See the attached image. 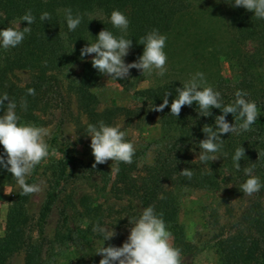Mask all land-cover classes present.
<instances>
[{
	"label": "trees",
	"instance_id": "16d2710c",
	"mask_svg": "<svg viewBox=\"0 0 264 264\" xmlns=\"http://www.w3.org/2000/svg\"><path fill=\"white\" fill-rule=\"evenodd\" d=\"M233 4L234 0H0V30L18 23L21 28L28 27L27 22L20 21V18L29 9L36 17L31 25V34H26L20 45L8 50L0 47V58L6 67L0 70L2 75L10 70L29 71L38 75L34 82L23 88L13 86L6 91L0 86V96L7 93L16 102V113L21 122L39 123L37 111L41 96L45 93L44 83L50 79L59 83L60 76L78 64H82L81 73L70 81L69 89L76 99V107L86 115L88 124H98L102 120L110 126H117V121L122 117L134 118L139 110L119 106L100 109L101 104L93 89L103 74L92 67L91 60L95 54H91L90 58L89 55L83 58L80 55V50L95 42L101 30L108 29L116 36L122 34L110 22L113 10H120L130 21L124 35L133 42L129 51L131 63L143 53L144 46L138 43L140 38L152 29H158L167 36L164 49L167 55H174L180 48L183 53L191 52L190 59H195L203 71L212 67L208 85L221 93L224 104L235 100L237 90L247 92L245 98L256 103L260 116L251 130L240 134H222L223 147L215 154L219 158L202 163L194 157L195 153L201 151L200 141L206 138L202 128L208 124L215 130V116L222 114L220 109L212 108L209 117L200 116L194 102L191 107L184 106L176 118L170 114V104L177 96L176 88H182L183 83L171 80L156 87L137 90L132 87L129 78L117 80L122 87L133 92L144 107L151 109L163 103L166 91L171 93L168 97L169 107L158 112L159 125L165 135L154 164L146 167L144 175L139 174L140 154L137 151L133 163H114L117 189L113 191L124 190V193L138 197L143 209L152 206L158 215L163 213L167 230L172 233L171 243L182 249L183 264H186L185 258L194 256L195 250L180 219V191H216L221 187L224 177L235 182L238 178L242 184L248 178L243 169L251 167L252 163H255L252 175L258 176L264 183V20L255 18L254 13L243 7H233ZM67 8L72 9L74 16H82L81 24L74 31L67 28L64 11ZM45 11L52 18L42 22L40 15ZM223 64L230 75H223ZM137 71L130 69V73L135 72L134 77L138 78ZM28 88L35 89V96L27 94ZM25 99L26 109L21 107ZM4 103L7 105L8 101ZM4 110L0 109V114ZM226 120L230 124L235 123L232 114H228ZM88 124L85 125L86 131ZM239 146L245 149V158L239 161L241 169L237 171L232 157ZM59 152L64 154L65 159L55 166V185L40 210L37 222L40 235L43 234L50 210L69 178L71 153L63 149ZM0 155H4L2 145ZM185 168L194 172L191 180L180 174ZM27 182L33 184L32 180ZM1 183L16 184L12 174L3 167H0ZM20 191L19 188L9 208L5 235L0 237V264H7L24 249L25 264H40L41 246L28 244L25 239V228L29 222L27 209L32 195L21 196ZM262 197L264 188L259 191V198ZM89 198L86 195L81 199L87 219L100 211L99 207L89 202ZM243 222L258 236L253 232L250 238L243 233L226 237L221 235L217 246L222 261L224 264H264V203L261 199L248 210ZM88 247L91 264H99L101 258L93 246Z\"/></svg>",
	"mask_w": 264,
	"mask_h": 264
},
{
	"label": "rangeland",
	"instance_id": "374dc122",
	"mask_svg": "<svg viewBox=\"0 0 264 264\" xmlns=\"http://www.w3.org/2000/svg\"><path fill=\"white\" fill-rule=\"evenodd\" d=\"M190 55L191 52L183 53L179 48L174 55H167L168 70L163 77L155 73L151 76L141 75L138 70L137 75L140 78L134 77L133 72L128 77L129 81L133 88L144 90L171 80L186 83L195 73L202 72L208 84L212 74L209 70L212 67L203 71L204 69L197 66L195 59H190ZM90 57L91 55L88 56ZM124 59L126 63H131L129 54ZM5 68L0 58V70ZM221 68L224 76L230 75L225 64ZM81 70L82 64H78L70 72L60 76L59 83L51 79L44 83L45 93L41 96L37 111V125L49 130L50 135L45 139L50 145V151L55 149L27 177V181L32 180L33 184L40 185L42 189L31 197L27 209L29 222L25 228L26 242L41 246L40 264H91L88 245L93 246L95 253L103 243L105 247L122 246L130 234L129 218H138L143 209L138 197L124 193V190L113 191L117 189L116 166L111 160L97 165L96 168L92 167L95 159L90 147L91 137L85 130L88 119L76 107V99L69 89L70 81L75 80ZM37 76L29 71L10 70L4 75L0 73V86L6 91L13 86L23 88L34 82ZM93 91L102 110L117 106L139 110L134 118L119 119L117 125L126 132V137L140 154L138 173L144 175L146 167L154 164L161 147L160 142L165 135L159 125L158 112L144 107L133 92L107 75L101 76ZM1 93L0 90V95ZM62 149L71 153L69 178L50 210L43 234L40 235L37 230L40 210L55 185V166L65 159L64 154L59 152ZM198 156L199 152L194 154L195 159ZM221 184L216 191L183 189L179 193L180 219L195 250L194 256L184 259L186 264H224L217 246L221 235L226 237L243 233L250 238L253 232L258 236L256 231L249 230L243 219L259 199L264 203V198H259V192L251 196L244 195L239 190L241 183L238 178L235 182L224 177ZM18 190L17 183L0 184V237L5 235L9 208ZM86 195L90 197L89 202L100 210L91 219L85 217V208L81 201ZM96 225L113 230L116 235L104 241L102 233L93 231ZM25 257L24 249L15 254L7 264H25Z\"/></svg>",
	"mask_w": 264,
	"mask_h": 264
},
{
	"label": "clouds",
	"instance_id": "9594fccd",
	"mask_svg": "<svg viewBox=\"0 0 264 264\" xmlns=\"http://www.w3.org/2000/svg\"><path fill=\"white\" fill-rule=\"evenodd\" d=\"M233 7H243L254 13V17L264 20V0H234ZM65 19L69 31H74L82 22L80 14L73 15L72 9L67 8ZM51 14L47 11L40 15V20L50 21ZM36 17L29 9L20 21H26L28 27L21 28L20 23L14 27H7L0 30V47L4 50L15 48L26 38V34H31V25ZM112 26L122 33L119 36L113 34L108 29L101 30L95 42L89 43L80 50L81 58L95 54L91 60L92 67L99 73L109 76L114 80H123L130 76V69H137L141 75L151 76L155 73L163 77L167 72L166 47L167 36L161 34L158 29H152L142 36L139 44L143 45V53L136 61L126 63L125 57L132 48V39L126 38L130 21L120 10H113L110 16ZM79 82V81H77ZM177 96L170 104V114L179 117L184 106L191 107L195 102L198 106L200 116L209 117L212 115L211 109L221 110V115L215 116V130L213 126L205 124L202 131L206 138L201 140V149L198 159L202 163H208L218 159L215 155L222 147L224 140L222 134L250 131L252 126L260 116L254 101L245 97L248 95L243 90L235 92V100L230 104H224L221 93L214 90L202 72L195 73L189 81L183 83L182 88H176ZM27 94L35 96V89L28 88ZM170 92L166 91L163 96V103L154 105L152 110L162 112L169 107L168 97ZM5 101H8L5 105ZM6 106V110L5 109ZM21 107L27 108V101L22 100ZM17 104L10 99L7 93L0 96V145L3 146L4 155H0V167L10 172L20 188L21 196L34 195L42 189L38 184H29L27 177L33 170L50 155V145L45 137L50 135L49 130L36 126L30 122H21L16 113ZM232 114L235 123L230 124L226 117ZM239 121L240 123H236ZM87 135L91 137V150L95 162L92 165L96 168L99 164H105L109 160L113 163L131 164L136 154L135 145L126 139V132L120 126H110L104 121L98 124L89 123L87 125ZM54 151V149H52ZM6 157V158H5ZM245 158V149L242 146L236 148L232 157L234 167L237 171L241 169L239 161ZM112 163V164H113ZM255 163L251 167H244V173L248 177L240 185L239 190L251 196L264 188L258 176L252 175ZM180 174L189 180L194 172L183 169ZM163 213L159 215L152 206H148L140 212L139 217L129 218V236L120 247L103 245L96 251L102 258L99 264H183L182 249L171 243L172 233L167 230V225L163 220ZM94 232L103 234L104 241L113 238L116 233L113 230L105 229L96 225Z\"/></svg>",
	"mask_w": 264,
	"mask_h": 264
}]
</instances>
